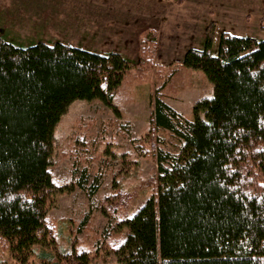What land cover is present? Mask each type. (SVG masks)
Returning a JSON list of instances; mask_svg holds the SVG:
<instances>
[{"label": "trees", "instance_id": "16d2710c", "mask_svg": "<svg viewBox=\"0 0 264 264\" xmlns=\"http://www.w3.org/2000/svg\"><path fill=\"white\" fill-rule=\"evenodd\" d=\"M213 26L203 47L166 67L154 60L156 45L141 40L139 67L157 68L158 80L151 147L138 142L155 157L157 174L105 197L107 212L118 216L104 238L115 264H264V38L224 31L215 48ZM133 66L117 51L59 40L25 45L0 34V246L21 262L35 255L40 264H91L86 247L67 250L55 241L48 217L58 195L71 190L52 174L55 129L75 100L101 99L121 116L115 101ZM184 68L202 70L213 84L192 117L163 100ZM142 70L140 77L149 74ZM145 187L151 194L131 213ZM90 221L73 222L71 232Z\"/></svg>", "mask_w": 264, "mask_h": 264}, {"label": "rangeland", "instance_id": "374dc122", "mask_svg": "<svg viewBox=\"0 0 264 264\" xmlns=\"http://www.w3.org/2000/svg\"><path fill=\"white\" fill-rule=\"evenodd\" d=\"M1 20L0 34L16 42L59 40L101 53L117 51L134 65L115 101L121 116L101 99L75 100L55 129L52 156L54 179L71 189L58 195L48 213L55 241L67 250L86 247L92 252L91 264H115L118 258L104 238L116 227L118 216L107 212L105 197L115 194L116 187L133 191L157 174L155 157L143 154L138 142L144 138L147 148L151 147L152 93L158 80L157 68L149 73L139 67L141 40L148 38V44L156 45L154 60L166 67L181 61L189 48L203 47L212 23L215 48L224 31L264 38V0H0ZM139 68L149 74L140 77ZM164 93L167 104L192 117L196 102L213 95V84L202 70L184 68L180 79L174 78ZM135 159L139 165L127 167ZM142 189L131 213L152 192L149 187ZM86 215L89 226L73 234V222ZM34 249L37 253L41 247ZM40 263L35 255L21 262L0 246V264Z\"/></svg>", "mask_w": 264, "mask_h": 264}, {"label": "crops", "instance_id": "0c3cea01", "mask_svg": "<svg viewBox=\"0 0 264 264\" xmlns=\"http://www.w3.org/2000/svg\"><path fill=\"white\" fill-rule=\"evenodd\" d=\"M46 0H40V2H45ZM2 23H4V21L3 20H1V22H0V24H2ZM228 32V31H227ZM41 41H43V40H41Z\"/></svg>", "mask_w": 264, "mask_h": 264}]
</instances>
